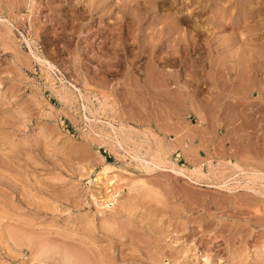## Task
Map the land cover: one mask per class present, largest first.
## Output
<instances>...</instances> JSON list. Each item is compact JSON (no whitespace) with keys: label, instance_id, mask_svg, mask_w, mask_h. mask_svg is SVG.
Instances as JSON below:
<instances>
[{"label":"rangeland","instance_id":"obj_1","mask_svg":"<svg viewBox=\"0 0 264 264\" xmlns=\"http://www.w3.org/2000/svg\"><path fill=\"white\" fill-rule=\"evenodd\" d=\"M201 1L0 0V264H264V0Z\"/></svg>","mask_w":264,"mask_h":264},{"label":"bare ground","instance_id":"obj_2","mask_svg":"<svg viewBox=\"0 0 264 264\" xmlns=\"http://www.w3.org/2000/svg\"><path fill=\"white\" fill-rule=\"evenodd\" d=\"M194 1L197 2V5L194 7V9L200 7V10H201V6H202L201 2H203V1H201V0H200V1H198V0H193V2H194ZM248 1H249V0H248ZM213 2H214V1H213ZM9 4H10V3H9ZM205 4H206V3H205ZM209 4H210V3H209ZM10 5H11V4H10ZM213 5H214V8H215V13H217V14L219 15V18H220V19H218L219 23L222 22V21H224V19L226 20V18H225V14H224V13H225L226 10H228L227 6L222 5V3H219V2H215ZM248 5H249V4H248ZM248 5H247V6H248ZM102 6H103V5H102ZM104 6H105V5H104ZM207 6H208V5H207ZM247 6H246V3H245V6H244L245 9H244V11H245V10H246V11H245V12L243 11V14L240 16V17H241L240 19H243V20H244V19H248V18H246V17H248L249 14L256 12V10H255L254 8L247 7ZM249 6H250V5H249ZM8 7H9V6H8ZM107 7H108V5H107ZM241 7H242V6H241ZM252 7H253V6H252ZM103 8H104V7H103ZM106 9H107V12H108L109 7L106 8ZM241 9H242V8H241ZM253 9H254V10H253ZM10 10L12 11L11 6H10ZM192 10H193V9H192ZM195 10H196V9H195ZM109 11H110V10H109ZM201 11H202V10H201ZM105 12H106V10H105ZM213 13H214V12H213ZM226 13H227V12H226ZM230 13H231V12H230ZM123 14H124V13H123ZM123 14H122V15H123ZM107 15H108V14H107ZM109 15H111V14H109ZM229 15H230V14H229ZM227 16H228V15H227ZM235 16H236V15H235ZM175 17H176V16H175ZM198 17H199V16H198ZM214 17H215V16H214ZM187 18H188V17H187ZM253 18H254V17H253ZM121 19H122V18H121ZM172 20H173V19H172ZM181 20H183V19H181ZM248 20H249V19H248ZM118 21H119V20H118ZM164 21H165V20H164ZM173 21H174V20H173ZM177 21H178V20H177ZM214 21H215V19H214ZM229 21H230V19H229ZM235 21H236V20H235ZM244 21H245V22H248L247 20H244ZM244 21H243V22H244ZM16 22H17L18 25L21 24L20 20H17ZM184 22H185V21H184ZM190 22H191V21H190ZM225 22H226V21H225ZM238 22H239V21H238ZM243 22H242V23H243ZM250 22H251V21H250ZM162 23H164V22H162ZM229 23H230V22H229ZM236 23H237V21H236ZM164 24H165V23H164ZM190 24H191V23H190ZM220 24H222V23H220ZM223 24H224V23H223ZM252 24H253V23H252ZM116 25H118V24H116ZM119 25H120V23H119ZM125 26H126V25H125ZM193 26H194V25H193ZM193 26H192V27H193ZM221 26H222V25H221ZM237 26H238V25H237ZM244 26H245V25H244ZM248 26H249V25H248ZM253 26H255V25H253ZM194 27H195V26H194ZM194 27H193V28H194ZM239 27H240V26H239ZM109 28H110V27H109ZM113 28H115V25H114ZM119 28H120V27H119ZM174 28H175V27H174ZM196 28H197V27H196ZM232 28H233V26H232ZM110 29H111V28H110ZM116 29H117V28H116ZM116 29H114V30H116ZM171 29H172V28H171ZM230 30H231V29H230ZM249 30H251V29H249ZM108 31H109V30H108ZM129 31H130V30H129ZM159 31H160V32L164 31V27H161ZM168 31H169V29H168ZM176 31H177V30H176ZM195 31H196V30H195ZM253 31H254V30H253ZM109 32H110V31H109ZM112 32H113V30H112ZM112 32H111V33H112ZM117 32H118V30H117ZM121 32H122V31H121ZM231 32H232V31H231ZM181 33H182V32H180V34H181ZM121 34H122V33H121ZM193 34H194V33H193ZM195 34H196V33H195ZM213 34H214V33H213ZM215 34H216V31H215ZM233 34H234V33H233ZM171 35H173V34H171ZM186 35H187V34H186ZM191 35H192V34H191ZM239 35H240V34H239ZM242 35H243V33H242ZM143 36H144V35H143ZM147 36H148V35H147ZM189 36H190V35H189ZM189 36H187V37H189ZM229 36H230V35H229ZM119 37H120V36H119ZM119 37H118V38H119ZM121 37H122V36H121ZM125 37H126V36H125ZM127 37H129V36H127ZM127 37H126V40H127ZM132 37H133V36H132ZM145 37H146V36H145ZM175 37H176V36H175ZM239 37H240V36H239ZM242 37H243V36H242ZM109 38H110V37H109ZM115 38H116V37H115ZM142 38H143V37H142ZM173 38H174V37H173ZM177 38H178V37H177ZM194 38H195V37H194ZM214 38H215V37H214ZM227 38H228V36H227ZM237 38H238V36H237ZM237 38H235V36H234L233 38L230 37L228 40H224V41L221 39L223 42L219 41V43H217V44L215 45V50H216V52H217V55H218V52H220V51H219V48H217V47L221 45V48H223V51H222V52H224V48L227 49V51H228V50H231V51H229V54H231L230 52H233V53L230 55V57L228 58V56H227V58L230 59L231 61L233 60L232 62H234V60L238 58V57L236 56V51H237V48H238V47L235 46V44H236V43H235V40H236ZM240 38H241V37H240ZM111 39H112V37H111ZM121 39H122V38H121ZM128 39H130V38H128ZM181 39H182V35H181ZM202 39H203V38H202ZM206 39H207V38H206ZM211 39H213V37H212ZM224 39H225V38H224ZM124 40H125V38H124L122 41H124ZM126 40H125L124 42H126ZM146 40H147V38H146ZM174 40H175V39H174ZM200 40H201V39H200ZM209 40H210V39H209ZM213 40H214V39H213ZM242 40H244V39H242ZM250 40H251V39H250ZM119 41H120V40H119ZM127 41H128V40H127ZM134 41H135V40H134ZM176 41H177V40H176ZM186 41H187V40H186ZM202 41H203V40H202ZM111 42H112V41H111ZM124 42H123V43H124ZM137 42H138V41H137ZM238 42H240V41L238 40ZM238 42H237V43H238ZM29 43H30V42H29ZM48 43H49V42H48ZM48 43H47V44H48ZM119 43H120V42H119ZM205 43L209 45L210 42H209V43L205 42ZM241 43H242V42H241ZM195 44H196V43H195ZM198 44H199V43H198ZM125 45H126V44H125ZM139 45H141V43H139ZM191 45H192V44H191ZM213 45H214V44H213ZM241 45H243V44H241ZM241 45H240V46H241ZM118 46H119V45H118ZM194 46H195V45H194ZM233 46H235V47H237V48H234ZM238 46H239V45H238ZM255 46H256V45H255ZM263 46H264V45H263ZM105 47H106V46H105ZM108 47H109V46H108ZM143 47H144V45H143ZM203 47H204V46H203ZM205 47H206V46H205ZM205 47H204V48H205ZM209 47H210V46H209ZM232 47H233V48H232ZM246 47H247V46H246ZM246 47H245V49H247ZM260 47H262V46H260ZM106 48H107V47H106ZM112 48H113V47H112ZM122 48H123V47H122ZM191 48H192V47H191ZM213 48H214V47H213ZM200 49H201V48H200ZM207 49H208V48H207ZM245 49H244V50H245ZM30 50H31V49H30ZM108 50H109V49H108ZM140 50H141V49H140ZM205 50H206V49H205ZM213 50H214V49H213ZM110 51H111V49H110ZM115 51H116V50H115ZM199 51H200V50H199ZM202 51H203V50H202ZM206 51H208V50H206ZM209 51H210V50H209ZM211 51H212V49H211ZM211 51H210V54H211ZM225 51H226V50H225ZM252 51H253V50H252ZM261 51H263V54H264V48H262ZM246 52H247V50H246ZM246 52H244L245 54H244V55L242 54L243 56H241V57H243L242 60H243V62L245 63V66L248 68V71L250 72V70H251V74H253L252 72L255 70L254 67H256L255 64H254V63L256 62V60H255V62L253 63V62H252V59H254L255 56L257 57V55L260 53V50H259L258 54H255V53H254L255 55H254L253 52H251V51H249L250 53H249V52L246 53ZM115 53H116V52H115ZM208 53H209V52H208ZM200 54H201V53H200ZM220 54H221V52H220ZM220 54H219V56H220ZM229 54H228V55H229ZM239 54H240V53H239ZM261 54H262V53H261ZM104 55H105V54H104ZM200 56H202V55H199V57H200ZM205 56H206V55H205ZM219 56H217L216 61H218V59L220 58ZM223 56H224V55H223ZM225 56H226V54H225ZM238 56H239V55H238ZM98 57H99V56H98ZM206 57H207V56H206ZM221 57H222V55H221ZM256 57H255V59H257ZM36 58H37L38 60H40L41 62L43 61V59H40L39 57H36ZM114 58H115V56H114ZM150 58H151V57H150ZM207 58H208V57H207ZM214 58H215V57H214ZM227 58L225 57L224 59H227ZM154 59H156V58H154ZM210 59H211V58H210ZM222 59H223V58H222ZM222 59H221V60H222ZM224 59H223V60H224ZM211 60H212V59H211ZM214 60H215V59H214ZM260 60H261V59H260ZM208 61H210V60H208ZM216 61H215V62H216ZM219 61H220V60H219ZM231 61H230V62H231ZM253 61H254V60H253ZM44 62H45V61H44ZM151 62H152V61H151ZM155 62H156V61H155ZM211 62H212V61H211ZM211 62H210V63H211ZM215 62H214V63H215ZM223 62H225V61H223ZM227 62H228V61H227ZM227 62H226V63H227ZM156 63H157V62H156ZM219 63H220V62H219ZM235 63H236V62H235ZM239 63H240V62H239ZM151 64L153 65V63H151ZM157 64H159V63H157ZM230 64H231V63H230ZM48 65H49L50 68H51L52 65L50 64V62H48ZM212 65H213V64H212ZM212 65H211V66H212ZM219 65H220V64H219ZM257 65H258V63H257ZM263 65H264V63H263ZM230 66H231V65H230ZM241 66H242V65H241ZM220 67H221V65H220ZM220 67H219V69H220ZM227 67H228V66H227ZM233 67H234V66H233ZM246 67H244V68H246ZM229 68H230V67H229ZM235 68H236V67H235ZM235 68H234V70H235ZM238 68H239V66H238ZM247 68H246V69H247ZM256 68H258V67H256ZM148 69H149V68H148ZM161 69H162V68H161ZM210 69H212V68H210ZM216 69H217V68H216ZM221 69H222V68H221ZM224 69H225V68H224ZM227 69H228V68H227ZM227 69H226V70H227ZM230 69H231V68H230ZM213 70H214V68H213ZM234 70H233V72H235ZM244 70H245V69H244ZM244 70L242 69V71H244ZM252 70H253V71H252ZM150 71H153V72H154V71H157V72H155L156 75H157V73L159 72L158 69H157V67L155 68V65H154V67H153V70H150ZM150 71H149V72H150ZM220 71L222 72V70H219V71L217 70V73L220 72ZM239 71L241 72V69H240ZM255 71H256V70H255ZM160 72H161V71H160ZM231 72H232V71H231ZM249 72H248V73H249ZM155 73H154V75H155ZM166 73H167V72H166ZM191 73H192V72H191ZM217 73H216V74H217ZM236 73H237V72H236ZM246 73H247V70H246ZM149 74H150V73H149ZM151 74H152V72H151ZM222 74H223V73H222ZM222 74H220V75H222ZM243 74H244V72H243ZM243 74H240V75L242 76ZM249 74H250V73H249ZM251 74H250V75H251ZM146 75H147V74H146ZM159 75H162V74L160 73ZM171 75H172V74H171ZM190 75H191V74H190ZM214 75H215V74H214ZM218 75H219V74H218ZM223 75H224V74H223ZM233 75H234V74H233ZM235 75H237V74H235ZM254 75H255V74H254ZM147 76H148V75H147ZM149 76H150V75H149ZM149 76H148V77H149ZM162 76H163V75H162ZM193 76H195V75H193ZM215 76H216V75H215ZM238 76H239V75H238ZM241 76H240V77H241ZM246 76H247V75H246ZM151 77L154 79L156 76L151 75ZM160 77H161V76H160ZM163 77H166V76H163ZM174 77L176 78V76H174ZM218 77H219V76H218ZM132 78H133V77H132ZM158 78H159V77H158ZM191 78H192V77H191ZM191 78H190V79H191ZM220 78H222V77L220 76ZM237 78H238V77H237ZM246 78H247V77H246ZM250 78H251V77H250ZM250 78H249V79H250ZM149 79H151V78H149ZM156 79H157V77H156ZM162 79H164L165 82H166V79H165V78H162ZM162 79H161V80H162ZM176 79H177V78H176ZM190 79H189V81H190ZM196 79H197V78H196ZM196 79H195V80H196ZM218 79H219V78H218ZM244 79H245V78H244ZM249 79L247 78L246 80H249ZM146 80H147V78H146ZM154 80H155V79H154ZM164 80H163V81H164ZM191 80H192V79H191ZM195 80H194V81H195ZM216 80H217V79H216ZM250 80H252V79H250ZM157 81H160V79H159V80L157 79ZM183 81H184V80H183ZM217 81H218V80H217ZM222 81H223V80H222ZM237 81H238V80H237ZM240 81H241V80H240V78H239V83H240ZM243 81H245V80H243ZM136 82H137V81H136ZM152 82L154 83V81H152ZM168 82H169V81H168ZM215 82H216V81H215ZM245 82H246V81H245ZM248 82H249V81H248ZM147 83H148V82H147ZM176 83H177V82H176ZM178 83H179V81H178ZM189 83H190V82H188V84H189ZM217 83H218V82H217ZM225 83H226V82H225ZM239 83H238V84H239ZM242 83H243V82H242ZM150 84H151V80H150ZM161 84H162V83H161ZM166 84H167V83H166ZM181 84L183 85L182 82H181ZM186 84H187V83H186ZM197 84H198V82H197ZM213 84H214V83H213ZM245 84H247V83H245ZM134 85H135V84H134ZM138 85H139V84H138ZM138 85H136L135 87H137ZM163 85H164V83L162 84V87H165V86H163ZM167 85H168V84H167ZM169 85H170V84H169ZM223 85H224V84H223ZM239 85H241V83H240ZM140 86H141V85H140ZM140 86H139V88H140ZM143 86H144V85H143ZM143 86H141V87L143 88ZM156 86H157V85H156ZM176 86H177V85H176ZM176 86H175V87H176ZM183 86H184V85H183ZM185 86H186V85H185ZM193 86H194V85H193ZM197 86H198V85H197ZM217 86H218V84H217ZM217 86H214V87L217 88ZM224 86H225V85H224ZM228 86H229V85H228ZM144 87H145V86H144ZM146 87H147V86H146ZM152 87H154V86L152 85ZM159 87H160V86H159ZM149 88H150V87H149ZM168 88H169V86H168ZM184 88H185V87H184ZM186 88H187V87H186ZM152 89H153V88H152ZM226 89H227V88H226ZM232 89H233V88H231V90H232ZM143 90H144V89H143ZM153 90H154V89H153ZM162 90H163V89H162ZM165 90H166V89H165ZM169 90H170V89H169ZM171 90L174 91L173 88H172ZM177 90H179V89H177ZM187 90H188V89H187ZM231 90H230V91H231ZM141 91H142V90H141ZM154 91H155V90H154ZM159 91H160V90H159ZM159 91H157V92H159ZM173 91H172V92H173ZM183 91H184V89H183ZM183 91H182V90H179V93H180V92H183ZM189 91H190V90H189ZM194 91L196 92V90H194ZM194 91H193V93H195ZM161 92H163V91H161ZM172 92H171V93H172ZM175 92H176V90H175ZM184 92H186V91H184ZM190 92H191V91H190ZM212 92H213V91H212ZM226 92H227V91H226ZM226 92H224V93H226ZM228 92H229V90H228ZM233 92H234V90L232 91V95L235 94V93L233 94ZM237 92H238V91H237ZM237 92H236V93H237ZM176 93H177V92H176ZM179 93H178V95H179ZM188 93H189V92H187V95H188ZM215 93H216V92H215ZM219 93H220V92H219ZM222 93H223V92H222ZM229 93H230V92H229ZM239 93H240V92H239ZM239 93H238V94H239ZM162 94H164V92H163ZM166 94H167V93H166ZM174 94H175V93H174ZM238 94H237V96H238ZM175 95H176V94H175ZM182 95L185 97L184 94H182ZM222 95H223V94H222ZM232 95H231V96H232ZM163 96H164V95H163ZM167 96H169V95H167ZM180 96H181V94H180L178 97H180ZM188 96H189V95H188ZM225 96H226V95H225ZM227 96H228V95H227ZM227 96H226V97H227ZM165 97H166V96H165ZM165 97H164V98H165ZM175 97H176V96H175ZM175 97H174V98H175ZM181 97H182V96H181ZM192 97H193V96H192ZM214 97H215V96H214ZM214 97H212V98H214ZM217 97H218V96H217ZM169 98H171V95H170ZM189 98H190V97H189ZM238 98H239V97H238ZM185 99H186V98H185ZM191 99H192V98H191ZM222 99H223V98H222ZM179 100L182 101V99H179ZM192 100H193V99H192ZM217 100H218V98H217ZM217 100H216V102H217ZM224 100H225V99H224ZM226 100H227V99H226ZM234 100H235V99H234ZM238 100H239V99H238ZM241 100H242V99H241ZM241 100H240V101H241ZM169 101H171V100H169ZM181 101H179V102H181ZM198 101H199V100H198ZM165 102H166V101H165ZM177 102H178V101H177ZM182 102H183V101H182ZM227 102H228V100H227ZM186 103H187V102H186ZM194 103H195V102H194ZM202 103H203V101H202ZM210 103H211V102H210ZM220 103H221V102H220ZM237 103H238V101L235 102V105H237ZM239 103H240V102H239ZM165 104H166V106H168L167 103H165ZM172 104H175V105H176V102L174 101V103H173V100H172ZM177 104H178V103H177ZM182 104H183V103H182ZM189 104H191V103H189ZM225 104H226V101H225ZM225 104H224V105H225ZM227 104H228V103H227ZM233 104H234V103H233ZM233 104H230V106H232ZM242 104L245 105L246 103H242ZM242 104H241V105H242ZM175 105H174V106H175ZM193 105H195V104H193ZM210 105H211V104H210ZM213 105H215V104H213ZM228 105H229V104H228ZM235 105H234V106H235ZM178 106L181 107L180 104H179ZM184 106H185V105H184ZM189 106H190V105H189ZM197 106H198V105H197ZM203 106H204V103H203ZM206 106H207V104H206ZM222 106H223V105H222ZM238 106H239V105H238ZM168 107H171V106H168ZM168 107H167V108H168ZM199 107H200V106H198V108H199ZM207 107H208V106H207ZM207 107H206V108H207ZM210 107H211V106H210ZM226 107H227V106H226ZM194 108L196 109V107H194ZM200 108H201V107H200ZM212 108H214V107H212ZM215 108H216V107H215ZM217 108H218V107H217ZM223 108H224V106H223ZM243 108H245V106H244ZM165 109H166V108H165ZM168 109H169V108H168ZM168 109H167V110H168ZM241 109H242V108H241ZM241 109H240V110H241ZM222 110H223V109H222ZM222 110H221V111H222ZM224 110H225V108H224ZM243 110H244V109H243ZM197 111H198V110H197ZM212 111H213V109H212ZM214 111H215V110H214ZM258 150H260V149H258ZM258 150H257V152H258ZM255 154H256V153H255ZM259 154H260V151H259ZM259 154L257 153V155H259ZM254 156H256V155H254ZM259 156L261 157V154H260ZM260 157H259L258 159L256 158L257 161H258V160L262 161V159H261ZM156 163H157V162H156ZM260 163H261V162H260ZM260 163H259V164H260ZM261 164H262V163H261ZM263 165H264V164H263ZM156 166H157V165H156ZM257 169H258V168H257ZM253 172H254V171H253ZM180 173H181V172H180ZM254 173L264 175V171H263V172H261V171H255ZM254 173H253V174H254ZM255 175H256V174H255ZM260 176H261V175H260ZM257 177H258V176H257ZM208 185H209V184H208ZM211 187H212V186H211ZM90 262H91V261H90ZM91 264H92V263H91Z\"/></svg>","mask_w":264,"mask_h":264}]
</instances>
